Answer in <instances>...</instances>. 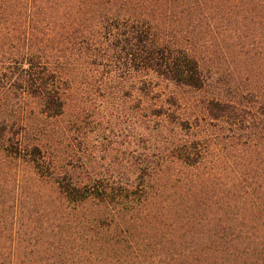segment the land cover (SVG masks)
Listing matches in <instances>:
<instances>
[{
	"label": "trees",
	"instance_id": "obj_1",
	"mask_svg": "<svg viewBox=\"0 0 264 264\" xmlns=\"http://www.w3.org/2000/svg\"><path fill=\"white\" fill-rule=\"evenodd\" d=\"M214 2L0 0V162L26 163L35 180L51 181L64 210L59 228L96 233L99 243L91 251L64 239L50 243L33 222L0 216V240L7 231L14 237L0 247V264H38L29 258L40 254L55 264H210L237 252L241 237L227 235L263 224L264 167L253 171L250 161L264 154V96L258 102L249 89L230 99L211 92L218 80L187 35ZM212 29L205 30L210 38ZM83 85L144 106L145 148L131 157L126 177L94 173L79 180L28 138L33 119L62 117ZM182 88L200 99L183 97ZM221 125L236 126L235 135L219 139ZM245 125L253 130L240 139L236 131ZM190 231L212 233L213 252L196 246L204 239L186 246L166 238ZM26 237L34 242L25 245Z\"/></svg>",
	"mask_w": 264,
	"mask_h": 264
},
{
	"label": "rangeland",
	"instance_id": "obj_2",
	"mask_svg": "<svg viewBox=\"0 0 264 264\" xmlns=\"http://www.w3.org/2000/svg\"><path fill=\"white\" fill-rule=\"evenodd\" d=\"M214 1L208 5L213 7L209 14L196 23V33L187 34L193 41L194 51L205 59V68L218 80L210 90L230 99L240 95L242 90L245 93L249 89L258 98L256 101L261 102L264 96V0H235L227 4ZM222 4L226 6L221 7ZM186 25L184 22L177 26L176 30H183ZM208 26L216 33L211 37L214 40H210V36L205 33ZM191 30L192 28L188 32ZM183 35H186L184 31ZM239 42L245 48H235L233 43ZM66 65V68L72 70ZM76 77L75 72L72 74L74 83L78 81ZM112 86L115 87V84ZM235 88L241 90L235 93L233 90H238ZM78 93L71 95L66 113L62 117L40 122L33 119L28 138L33 143H40L48 159L59 166L64 165L71 173H76L79 180H84L88 174L94 173H101L109 179L118 178V175L126 177L132 164L131 157L140 156L145 148L144 122L147 113L143 109L144 106L138 100H120L116 96L107 98L93 85L81 86ZM179 93L192 101L200 99L196 93L187 92L184 88L180 89ZM251 105L258 108V103L251 102ZM219 127L216 132L221 140L230 139L237 129L236 126L230 125ZM245 128L246 125L236 131V134L246 136L253 130ZM227 149H230L228 145ZM133 150L136 152L133 153ZM67 162L71 164L68 166ZM250 162H253L250 165L254 166L253 171L263 168L264 154L254 155ZM240 167L243 166L240 164ZM36 178L32 167L26 163L14 160L3 164L0 162V216L16 219L21 225L33 222V229L45 230L47 235H51L48 239L50 243L64 239L68 242V247L75 246L78 250L98 249L96 233L84 232L81 229H60L63 226H59L62 224L60 216L64 210L57 194L54 193L55 187L49 180H35ZM262 182L260 180L258 184H264ZM211 234L208 231L173 232L168 233L166 238L186 246L204 239V242L196 246L201 249L210 248L212 253L215 246L211 242ZM4 235L7 238L0 240V247H10L14 239L11 231L4 232ZM235 236L241 237L237 240L235 249L242 256L235 250L227 251L213 257L210 264H264V222L254 230L227 235L225 239L230 240ZM28 238L24 239L25 245L34 242ZM104 244L107 243L101 244L100 248ZM257 258L261 259V262L257 263ZM29 259L38 264L48 261L41 254ZM51 263L56 262L52 260ZM94 264L100 263L94 261Z\"/></svg>",
	"mask_w": 264,
	"mask_h": 264
}]
</instances>
